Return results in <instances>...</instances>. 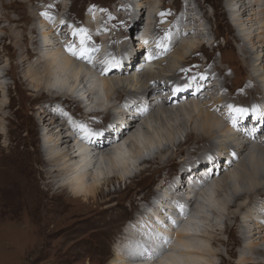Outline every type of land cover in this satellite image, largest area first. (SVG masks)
<instances>
[{"label": "bare ground", "instance_id": "bare-ground-1", "mask_svg": "<svg viewBox=\"0 0 264 264\" xmlns=\"http://www.w3.org/2000/svg\"><path fill=\"white\" fill-rule=\"evenodd\" d=\"M10 1L11 3H9L17 8L10 7L12 8L10 15L3 20L0 19V29H4L0 35V65L2 64V57L9 59L8 68L3 66L0 75V118L10 120L12 116H22V118L24 116L27 120V127L17 125L18 130L14 135L19 137L21 129H25L26 133L33 131L34 134L39 132L41 134L44 127L45 137L40 138L42 151H39L36 148L29 149L30 141H35V139H29L25 135L20 141L25 150L24 154L21 155L25 166L17 167L15 164L9 163L3 171L0 177V195L8 193L15 196L12 197L10 202L3 200L0 196V220H6L13 227L18 228L20 217L28 216V212L35 213L40 208L44 209L48 220L55 217L63 219L64 215L70 218L84 214L89 215L93 211H95L94 214L101 217L113 209L117 210L120 205L101 207L103 201L106 204L109 201V199L107 201L106 199L112 196L109 192L103 194V187H108L114 182L128 183L129 185L135 180L141 181L145 171H151L153 174L158 175L179 157L183 159L178 167L180 170L185 169L180 174V184L177 181L168 185V187L167 184H164L160 187L162 196H158V198H155L156 200L150 198V201L141 204V208L139 207L141 213L135 215L134 222L128 223L132 235L135 234L136 229H139L136 225L139 226L141 222L147 223L149 228H155L153 222L154 220L157 222L158 219H154L155 216H150V213L155 214L158 212L160 228H156V231L167 237L172 244L167 249L166 255L158 261H148L141 256L132 255L133 242L141 240L142 237L138 235L139 231H137V237L134 238L130 234L126 236L122 232L123 241L114 248L115 255L111 261L112 264H169V262L170 264H198L201 259H204L205 264H212L213 262L211 263L208 259L212 260L215 257L222 260L221 264H264V194H261L260 199L253 200L251 204L253 197L264 191V184H260L261 179H264V165L257 162L255 152L258 148H261L260 146H263L262 150L264 151V72L262 74L263 86L257 80L248 78L243 86L237 88L233 93V96L237 95L229 97L233 102H241L245 98L248 99V97L255 100H252L246 106H241L249 109V114L238 120L237 126L234 128L227 109L230 100L225 97L229 95L228 89H226L229 79L227 70L219 63L211 68L208 67V69L206 67L201 72L198 71L202 67L199 69L191 68L193 64L189 66L190 68L186 67L199 61L194 56L197 51H200L204 46L209 47L211 45L209 41L205 40L206 37L204 39L203 32L199 33L200 30L195 29L200 25L196 20L197 18L194 17L193 7H189L191 6L189 0H182V8L172 21L168 22L166 20V23H168L164 25V28L159 27L156 29L157 35L149 33L148 29H144L143 26L139 30L140 34L136 35L138 32L136 25L141 13L149 7L150 10L154 11L153 7L156 0L155 2L153 0H125L124 3L120 1V4H118L122 10L120 15L103 13L100 14L103 17L101 21H97V16L91 18L92 14L89 15L86 18L87 27L83 26L81 29L86 30L93 41L91 43L96 44V47L91 44H88V46L92 49H98V51L91 53L93 64L76 60L65 51L67 43L73 40L77 44L79 43L78 37L70 35L72 29L69 30L65 24H68V22L61 23L59 20L49 22L48 19H43L44 17L40 18V23L36 24V28H30L29 32L30 35L33 33L36 35L29 40L31 51H36L34 62L30 64V61H28L29 65H26L25 60L21 61L19 59L18 61V58L23 55L22 50L20 51L19 48H22L21 43L23 44L26 41V36L24 33L25 28L17 24L21 20H24L25 23L26 21L32 22L33 12L31 14L28 8H24L25 13L19 10V7L27 6L26 4L31 0ZM246 2L247 0H227V3L239 6L238 15L236 14L234 22L237 27L243 26L240 32H244L245 29H247L245 31L247 35H250L251 31L254 32L250 35L253 36V39H249L251 40L250 47L246 50L240 49L241 54L243 51H248V53L249 50L250 52L253 51L256 46L255 51H258L261 58H259L260 63L258 65H261L264 61V11L256 12L258 4L254 2L253 5L248 6ZM62 4L58 3L55 6L63 9ZM42 7H44V4ZM160 11H163V9ZM130 15H133V17ZM53 18H56V16ZM148 18L146 24L150 22L151 17ZM164 18L171 20L169 15ZM124 25L130 27L127 30L130 36L134 32L136 35L134 38L137 41H139L138 36L140 37V45L134 50H126L123 47L122 40L127 42L125 46L133 40L132 37H130L132 40L128 39V36L127 39H123V35L126 33ZM33 26H35L34 21ZM16 29L19 30V35H16ZM167 30L173 32L183 31V33L178 42L170 45V53L168 51L151 63L147 62L145 56L148 50L156 51L153 41L158 38V35H163ZM90 33L96 34L93 37L94 39ZM52 34H54L55 39L52 38ZM40 36L42 40H40ZM201 37L203 38L201 39ZM145 39L149 40L147 46L143 45ZM203 39L204 41H202ZM5 40L8 41L7 44ZM60 42H62V45H60ZM58 44L60 47H58ZM39 45H41L42 51H40ZM109 45L113 47L115 58H117V52H121L120 50L123 49L124 55L122 57L124 56V58L119 59L118 56L117 59L121 60L120 69L113 70L108 77H104L99 75L97 67L100 66L103 60L108 58L105 53H109ZM130 47L133 49V44ZM244 48H246L245 45ZM13 49L18 52H13ZM245 59L247 65L253 66L249 62V56H246ZM139 60L142 61L139 62ZM20 67L22 70V67H24L28 72L19 73ZM38 68L40 69L37 71ZM228 68L231 69L230 66ZM260 68L264 70V65ZM143 69L145 70L143 71ZM252 69L254 70V68ZM185 70H189V72L191 71L196 75L190 78L183 77L186 73ZM201 75L205 76L206 79L203 81L197 79L193 82V77L198 78ZM215 76L222 78V80H219L220 84ZM7 77L13 80V83L11 82L15 91L13 95L10 84L1 83V80ZM186 82H192L193 89L175 97L171 96L170 88L172 86H183ZM195 83L200 84V90L196 91L195 95H190L191 92L195 91ZM77 88L84 90L74 94ZM83 91L85 94L82 96ZM97 94L100 97H97L94 101ZM74 95H79V99L86 98L89 101L88 106L84 105L88 110L87 113H83L78 106L82 112V114L78 113V115H81L79 118H75L68 113L70 106L69 109H66L67 105H65V108L64 106L61 107V111L56 104L50 108H48L49 106L34 107L42 99H52L54 101L58 99L68 101L74 105L77 101ZM4 98H7L6 103ZM195 100L197 101L195 102ZM112 101L114 104L110 105ZM104 102L108 103L105 105ZM183 103L188 104L183 106ZM253 107L259 109L255 114L251 111ZM143 108H147V112L140 115ZM113 110H116L114 115L111 114ZM209 111L214 115L226 116L229 126L226 129L224 127L221 131L222 122ZM107 115H110V118L101 127L99 121L108 117ZM179 116H182V118ZM147 120H153L155 125L152 128L146 127ZM126 121H129V123L127 124ZM79 124H84L93 131H103L105 137L108 138L100 137L95 143H85L80 139V133L74 130L75 125ZM2 126L0 127V139L9 140L12 129L10 127L5 128V126L4 129ZM113 129L115 131H112ZM142 129L146 131L144 135L140 133ZM186 129H189V132L182 140V132ZM110 131H112V135L108 136ZM141 137H143V140H140ZM192 137H196L193 139L197 141H191L196 142L195 144H199L204 139L206 142H210L211 145L208 144L207 149H202L204 151L196 147L197 149L193 153L190 151L189 146L184 148ZM217 140L219 141L217 142ZM122 142L123 145H117ZM223 144H226V147H223ZM116 145L117 148L115 149ZM128 146L130 152L126 148ZM249 146L252 148L251 150H249ZM92 153H97V155L91 157ZM110 153H112V156L108 155ZM233 153H235V156H233ZM43 154L45 158H43ZM192 155L193 157L190 158ZM100 159L101 162L97 167L96 163ZM131 159L137 161V168L132 169L130 167L129 160ZM91 161L93 163L90 164ZM259 161L264 162L263 159ZM104 162H106V165ZM155 164H158L156 166L159 167L153 171L152 166ZM146 165H149L147 169L145 168ZM27 168L30 175H32V180L35 182L32 186V192L27 189L24 176V179L21 176L22 170ZM236 169H240L242 176L233 184L232 181L237 178L235 175ZM207 170L210 173L208 176L205 174ZM218 180L224 183L223 186L227 187L233 197L230 200L227 198L222 199L223 195L220 201L218 200L220 210L217 212L215 210L214 212L210 211L212 219L210 218L211 221H209L205 214H202L204 207L201 206V200L202 198L203 201L206 199L207 203L212 201L214 195H211L210 191L204 192V189L210 182L213 183ZM166 187L167 189H165ZM202 194L203 197L201 198ZM156 195L157 193L154 196ZM225 196L229 197L226 194ZM45 202L48 203L47 207L44 205ZM9 203L13 207L7 208L6 205ZM179 205L184 206L183 215L180 214ZM252 206H255L253 210ZM68 207L72 209L71 213L67 212ZM142 208L150 209L147 213L149 216L142 212ZM167 213L170 217L167 216ZM198 214L201 217L200 220L206 226L201 230L200 228H192V220L188 219L189 216H198ZM171 217L172 220L178 222L172 230L167 229V226L172 227ZM242 217L244 220L248 218L249 221L242 222ZM220 219H222V228L218 224H211L213 221L217 222ZM200 220L198 221L200 222ZM183 221H186V224L182 226ZM240 222L243 223L242 229L245 228L246 222H249L246 228L247 233H245L248 237H251L250 240L246 235H243L244 231H240ZM134 226L137 228L135 229ZM194 229L195 234H192L191 232ZM197 230L200 234L196 233ZM24 231L33 232L38 231V229L37 227L32 229L30 226H25ZM174 231L177 232L174 233ZM129 236L133 239L127 240L131 238ZM224 236H226L225 240L223 239ZM204 239L210 247L204 245ZM219 246L224 248L225 255L227 254L230 258L217 250ZM196 256L201 258L199 259ZM253 256L254 260L257 259L258 262H254Z\"/></svg>", "mask_w": 264, "mask_h": 264}, {"label": "rangeland", "instance_id": "rangeland-1", "mask_svg": "<svg viewBox=\"0 0 264 264\" xmlns=\"http://www.w3.org/2000/svg\"><path fill=\"white\" fill-rule=\"evenodd\" d=\"M79 1L78 0H58V1L57 0H55V1L54 0H41L38 2L36 0H31L30 2H28L29 4L28 3L26 4L27 6H25L23 8L19 7L20 8L19 10L22 13H25L24 12L25 9L28 8L30 10L31 14H32V12L34 14H33L32 22L26 21V23H25L24 20H21L17 24L18 26H23L25 28L24 33L26 36V39H25L26 41L23 44L21 43L22 48H19L20 51L22 50L21 52L23 55L21 58H18V61H19V59L21 61L25 60L24 62L27 63L26 65H29V63L32 64L34 62V53H36V51H31V49H30L31 46H30L29 40L34 38V36H36V35L34 33L30 35L29 32H30V28H32V27L36 28V24H38V22L40 21V18L44 17L41 15V13H45V12L49 13V16L52 18V21L47 20L49 22H53L54 20H59L60 22H63V23L68 22V24L67 23H65V24L67 25L69 30H71L73 28L74 29H81L83 26L87 27V24H86L87 19L86 18H88V16L91 14H92L91 18L93 16H95V17L97 16V21L98 20L101 21L103 19V17L100 16V14H103V13H108L110 15L111 14H117V15L119 14L120 15V12L122 10L120 9L121 6L118 4H120L119 3L120 1H122L123 3L125 2V0H117V1L116 0H79ZM153 1L155 2V0H153ZM183 1L182 0H164V1L163 0H156L157 5L155 2V5L153 7L154 11L150 10V7H149V9L145 10V12L141 13V16L139 17L137 25H136V28L138 27V32L136 35H138L139 30H140V28H142V26L145 27L144 29L147 28L149 33H151L153 35H157L156 29H158L159 27L164 28V25H166L168 22L173 20L174 16L177 14V12L180 10V8H182V5H183L182 2ZM189 1H190V5H191L189 7H191V8L193 7L192 11L194 13V17L197 18L196 20H198V24L200 25V27H197L198 29L197 28H195V29L200 30V31H198L199 33L203 32L202 35L204 34L203 35L204 39L206 37L205 40L209 41L211 45H209V47L204 46L200 49V51H197L194 56L199 61L193 62L186 67L190 68L189 66H191L193 64L191 66V68L199 69L202 67L198 71V72H201V71L205 70L204 68L207 67L206 69H208V67L211 68L215 64L218 65V63H219L220 66H222L223 68H225L227 70V74L229 76L228 84L226 87V89H228L229 95L225 96V97H227L230 100V102H229L230 105L233 104L232 105L233 107L239 105L241 107L242 105L246 106V105L250 104L252 100L255 101L254 99H251V97H248V99L245 98L241 102L240 101L239 102L238 101L233 102L230 99L233 96V93L235 92V90L237 88L242 87L248 78L257 80L261 86H263V81H264V80L262 81V74H263L264 70L262 68H260L262 65H264V61L261 65H258L260 63L259 60L261 58L258 55V51H255L256 46L253 48V51L250 52V50H249V53H248V51H245V52L243 51L241 54L240 49L246 50V49H248V47H250L251 40H249V39H251L253 37L250 35L254 34V32L251 31L249 33L250 35H247V33L245 32L247 29H245L244 32H240L241 31L240 29H242L243 26H239L240 27L239 28L235 25L234 21L236 18V14L238 15L237 11L239 10V6H236V5L234 6L233 4L227 3V0H189ZM9 2L11 3L10 0H8V1L7 0H0V19H2V20L5 19L6 16L10 15V12H12V8H10V7L17 8L16 6H12ZM254 2H256L258 4V6H257L258 8H256V12L264 11V0H247L246 3L248 6H250V5H253ZM39 3H40V5H39ZM58 3H61V4L63 3L62 4L63 9H60L57 6H55ZM43 4H44V7H42ZM47 4H48V6H47ZM49 5H51V8L49 7ZM63 5H65V6H63ZM99 9H100V11H99ZM161 9H163V11H160ZM35 10H36V12H34ZM71 10H73V11L71 12ZM2 12H4V13H2ZM74 12L75 13L78 12V13L75 14ZM161 12L170 13L169 17L171 20L164 18V20H163L164 22L161 23L160 21L162 18L160 16H158L159 13H161ZM60 13H61V15H60ZM206 13H208V14H206ZM52 16L53 17L56 16V18H53ZM59 16L60 17L62 16V17L60 18ZM130 16L133 17V15H130ZM148 17H151L150 22L148 21L149 24H146L147 20H149ZM258 17H260V15H258ZM36 19L37 20L39 19V20L37 21ZM43 19H45V17ZM129 20H131V19L129 18ZM166 20L168 21L167 23H166ZM33 21H34L35 26H33ZM69 26H71V27H69ZM244 26H245V24H244ZM123 27L126 28L125 29L126 33L123 35V39H127V36L129 37L128 39H131L130 37H132V39H133V40L131 39L132 41H130L127 46H125V44L127 42L122 40V43L124 44L123 45L124 49L126 48V50H130L131 49L130 46H132V44L134 46L132 48L139 47L140 42L134 38V36H136L135 33L133 32V34L130 36V34L127 31L130 27L126 26V25H124ZM102 30H103V28H102ZM3 31H4V29L3 30L0 29V35L2 34ZM15 33H16V35L17 34L19 35V30L16 29ZM182 33H183V31L181 32V34ZM90 35L93 38L96 34L90 33ZM159 37H160V35H158V38ZM52 38L55 39L54 34H52ZM138 38H139V36H138ZM202 38L203 37H201V39ZM204 39L202 41H204ZM40 40H42L41 36H40ZM133 41H134V43H133ZM91 42H93L92 39H90V43H88V44L94 45L96 47V44H93ZM5 43L7 44L8 41L5 40ZM41 43H42V41H41ZM242 44H244L246 48H244V45L242 46ZM60 45H62V42H60ZM39 47H40V51H42L41 45H39ZM58 47H60L59 44H58ZM109 47H110V50L108 49ZM108 48L107 49H108L109 53L108 52L105 53V54H107L106 57H108V58L114 57L112 45H109ZM126 50H125V52H126ZM110 51H112L113 53H111ZM120 51L121 52H117V55H116L117 58L119 56V59L124 58V56L122 57V55H124V53H123L124 50L122 49ZM170 51H169V53H170ZM13 52H18V51L16 49H13ZM29 52H30V54H29ZM4 54L5 53L3 52V55ZM246 56L247 57L249 56V58H250L249 62L252 63L253 66L247 65V63H246L247 60L245 59ZM30 57H32V58H30ZM213 57L216 59H214ZM2 58H3V60H2V64L0 65V75L2 74V67L3 66L8 68V60H9L7 57H2ZM159 60H161V58H159ZM28 61H30V62L28 63ZM140 61H142V60H139V62ZM16 62H17V59H16ZM139 62L137 61V64ZM202 63H204V64H202ZM155 64L156 63H154V65ZM155 66H157V65H155ZM229 66L231 67V69L232 68L233 69L232 70L229 69L228 68ZM22 68H23V70L20 67L19 73L21 72V74L22 73L24 74L25 72H28L26 69H24V67H22ZM234 68H235V70H234ZM252 68H254V70ZM39 69L40 68H38L37 71ZM144 70L145 69H143V71ZM250 71H251V73H249ZM252 71H254V73H252ZM185 72L186 73H184L183 77L185 76L187 78H190V77L196 75L194 73H191V71L189 72V70H185ZM248 75L251 77H249ZM21 76H24V75H21ZM215 78L217 79L218 83L220 84L219 80H222V78L220 76H218V77L215 76ZM11 82L13 83V80L10 79L9 77L1 80L2 84L3 83L10 84V86L12 88L11 93L13 95V94H15V91H14V85ZM205 85H207V84H205ZM82 90H84V89L77 88L75 90L74 94H76L77 92H81ZM236 95H234V96H236ZM257 97H259V96H257ZM72 99L74 100V98H72ZM50 100L49 99H47V100L42 99L41 100L42 102L38 101L37 103H40V104L38 105L36 103V105H34V107L35 108H42V107H48L49 106L48 108H50L56 104V105H58V108L60 109L61 107L63 108V106L65 108V105H67L68 108L66 107V109H69V106H70V110H68V113H70V115L72 114L71 116H73L75 118H79L81 115H78V113L82 114L78 105L76 106V102L74 105H72V103H70L68 101H61L58 99L55 101L52 99H50ZM196 101L197 100H195V102ZM4 102L5 103L7 102V98L6 99L4 98ZM60 103H62V104H60ZM107 103H105V105ZM112 103H113V101L111 102L110 105H112ZM185 103H183V106H187L188 103L187 104H185ZM227 109H228V106H227ZM60 111H61V109H60ZM209 112L212 113L211 111H209ZM212 115L215 116V118H218L222 122L221 126H220L221 131H223L224 127L226 129V127L229 126V121H228V119L226 120V118H225L226 116L220 115L221 116L220 117L216 114L214 115V113H212ZM14 117L15 116H12L10 118V120L0 118V125L1 126L3 125L2 126L3 128L5 126V128L10 127L12 129V131L10 133L11 138L9 140L6 139L7 140L6 141L3 139H0V177L3 174V171L6 169L7 164H9V163H13L17 167L18 166L19 167L25 166V162L22 161V159H21V155L24 154L25 150L21 146V143H20L21 139L24 138L25 135L29 139H33V140L35 139V141H30L31 143L28 146L30 150H33L36 148L37 150L42 151L40 138L42 136L45 137L44 136L45 128L44 127L42 128L43 132L41 131V134H40V132L38 134H34L33 131L31 133L30 132L26 133L25 129H21L20 136L19 137L15 136L14 134L18 130L17 125H22V127H27V123H26L27 120L24 116H23V118H22V116H17L15 118ZM179 117L182 118V116H179ZM105 118H103V120L99 121L101 127L103 126V124L105 122H107L109 120L110 115L108 117H105ZM152 121L153 120H149L146 124V127L152 128L155 125L154 121L153 122ZM126 122H127V124L129 123V121H126ZM123 123H124V121H123ZM23 125H25V126H23ZM188 132H189V129H186L184 132H182V138H181L182 140L184 139V137L186 136V134ZM230 132H232V131L230 130ZM140 133H143L142 135H144V133H146V131L142 129V132H140ZM232 134H233V132H232ZM229 136H231V134H229ZM193 138H196V137H192L191 139H189V142L197 141V140H194ZM140 140H143V137H141ZM218 141L219 140H217V142ZM189 142H187V144L184 146V148H187V146H189L190 151L193 153L197 148L201 149V150L204 148L207 149L208 144L211 145L210 142H206V140H204V139L201 142H199V144H195L196 142H191L189 144ZM26 144H28V143H26ZM223 145H224L223 147H226V144H223ZM260 147L261 148H258L255 151L256 152V160H258L257 162L259 164L264 165L263 161H259L262 159L264 160V151L262 150L263 146H260ZM126 148H127L128 152H130L129 146ZM251 149L252 148L249 146V150H251ZM258 150H260V151H258ZM202 151H204V150H202ZM110 154H112V153H110ZM110 154H108V155H110ZM43 156H44V154H43ZM127 157H128V155H127ZM192 157H193V155L190 156V158H192ZM43 158H45V156ZM105 159H107V157H105ZM182 159L183 158L178 157L173 164H171L168 168H165V170H163V172L158 174V175L153 174V172H151V171H145L143 173V180H141V181L135 180L132 183H130L131 185L130 184L128 185V183L124 184V183L114 182L113 184L109 185L108 187H105V188L103 187L102 193L107 194L109 192L112 194V196H111V198L106 199V201L109 199V201H107L106 204H104V201L101 200V201H103V203L101 204L102 205L101 207L112 206V205L114 206L115 204H120V205H119V208L117 210L113 209L112 211L105 213V215H102L101 217H100V215L94 214L95 211H93V213H90L89 215L84 214V215H79V216H75V217H71V218L66 217L67 215H64L63 219H59V218L55 217L54 219L48 220L47 215H45L46 213H45L44 209L40 208L35 213H29L28 212V216L22 217V218L20 217L18 219V222H19V225L17 226L18 228L13 227V225H11V223H9L6 220H0V264H112L111 261H112V259H114V255H115V249L114 248L119 243H122V241H123L122 232L126 236H128L127 234H130L134 238V237H137L136 236L137 231H140V229H141L140 227H139V229H136L138 227V224H137L136 225L137 227L134 226V228L137 231H134L135 234L132 235L130 230H129V227H128V223L134 222L135 215L137 213H141V211H140L141 204L148 202V200L150 201V198L156 200L155 198H158V196H162L161 195L162 190L160 187H162L164 184H167V187H168V185H170L172 183H176L175 181H177L180 184V174H182V172L185 170V169L180 170V168L178 167V165L182 162ZM207 160H206V162H207ZM242 160H243V158H242ZM104 163L106 165V162H104ZM129 163L131 164L130 167L132 169L134 167L137 168V166H136L137 161H132V159H131V160H129ZM222 164H223V162H222ZM156 165H158V164H155L152 166L153 171L158 169L159 166H156ZM148 166L149 165H146L145 168L147 169ZM25 170H27V171H25ZM25 170H22V172H24V171L25 172L24 173L21 172V176H22V178L24 176L25 179L24 178L23 179L25 180V183L27 184V189L30 192H32V186L34 185L35 182L32 180V175H30L28 168ZM235 175L237 176V178L236 179L234 178V181H232L233 184L238 180V178L240 176H242L240 169H236ZM214 177H216V175H214ZM263 180L264 179H261L260 184H264ZM212 184L213 185L209 190L211 195H214L212 197V201L208 202L209 203L208 204L206 202V199H204L205 200L204 204H203L204 206L201 205L202 207H204V210H202V214L203 215L205 214V216L209 219V221H211V219H212V217L210 215V213H211L210 211L214 212V210H215V212H217L218 210H220L218 208L219 207L218 204H219L220 199L223 197V195H224V197L222 199L227 198L228 200H230L233 197L232 193L227 189V187L223 186L224 183L222 181L218 180L217 182H213ZM167 187L165 189H167ZM114 191L116 193H113ZM156 193H157V195L154 196ZM225 194L228 195L229 197L225 196ZM261 194H264V191H261L259 194L255 195L256 197L255 196L253 197V199L251 200V204H252L253 200H256L257 198L260 199ZM218 195H222V196H218ZM0 196L3 198V200L10 202L12 197L15 195H10L7 193V194H1ZM202 197H203V194H202L201 198ZM218 197H220V198H218ZM202 200H203V198H202ZM99 201H100V198H99ZM44 205L47 207L48 203L45 202ZM213 205H215L216 207H213ZM6 207L10 208L13 206H12V204L9 203L8 205H6ZM254 208H255V206H252V210ZM149 210L150 209H148V210L143 209L142 212L145 215L149 216L147 214V213H149ZM67 212L71 213L72 209L68 207ZM197 213H198V211H197ZM200 213H201V211H200ZM169 214H170V212H169ZM90 215H92V216H90ZM151 215L155 216V218L153 217L154 219H158L157 222L159 221V218H158L159 213L158 212L155 214L150 213V216ZM167 216L170 217V215H168V213H167ZM198 216H199V214H198ZM200 218L201 217H199V220H200ZM171 221H172V217H171ZM243 221H249V219L246 218L244 220V218L242 217V222ZM242 222H240V224H239V227H241L240 231L241 230L244 231L243 235H246L248 237V235L246 234L247 233L246 228L248 227L249 222H246L247 226L244 225L245 230L242 229V227H243ZM153 223H154L153 227L155 226V229L160 228L159 224H157L155 222V220ZM199 223H198L197 228H200V230L203 228H206L205 223L202 220H200ZM214 223L218 224V226L221 227L222 226L221 225L222 219L218 220L217 222L213 221L211 224H214ZM25 226L26 227L30 226L32 229L37 227L38 231L26 232V231H24ZM12 228H14V229H12ZM23 228H24V230H23ZM167 229L172 230L173 227L167 226ZM198 231L199 230H197L196 233L200 234V232H198ZM128 232H130V233H128ZM176 232L177 231H174V233H176ZM131 236H129V237H131ZM241 236H242V234H241ZM133 238L131 237L130 239H127V240H132ZM248 238H249L248 240H250L251 237H248ZM223 239L225 240L226 236H224ZM247 241H245V242H247ZM203 242H204L205 246L210 247L208 245V242L205 239L203 240ZM171 245H170V247H171ZM170 247H168L167 249H169ZM217 250H219V252H221V253H224V248L221 246H219L217 248ZM224 255H225V253H224ZM225 256H227V258H230L227 254ZM197 258L200 259L201 257L198 256ZM252 259L254 260V256L252 257ZM208 260L211 263L213 262L212 264H221V262H222V260L218 257L212 258V260H210V258H209ZM231 260H233V259H231ZM198 262H199L198 264H200V263L205 264L204 259L203 260L201 259ZM254 262L255 263L258 262L257 259H255Z\"/></svg>", "mask_w": 264, "mask_h": 264}, {"label": "snow or ice", "instance_id": "snow-or-ice-1", "mask_svg": "<svg viewBox=\"0 0 264 264\" xmlns=\"http://www.w3.org/2000/svg\"><path fill=\"white\" fill-rule=\"evenodd\" d=\"M49 7H51V5H49ZM41 15L48 20L52 19L46 12L41 13ZM159 15L162 18L161 23H163L164 22L163 18L166 15H170V13L161 12ZM70 35L72 37H78L79 43L77 44L74 40L67 43L65 45V51L76 60L85 61L89 64H93V57L91 53L93 51H98V49H92L88 47V43L91 38L90 36H88L86 30L73 28ZM181 36L182 34L179 31L176 32H173L171 30L165 31L162 36H160L159 38L153 41V43L155 44L156 51L153 52L152 49H149L147 55L145 56L146 61L151 63L154 59H157L159 56L166 54L170 50V45L178 42ZM148 44H149V40L145 39L143 41V45L147 46ZM130 50H134V48ZM120 67H121V60L115 57H111L103 60L100 63V66L97 67V72L101 76L108 77L109 74L113 72V70H118L120 69ZM197 79L199 81H203L206 79V77L203 75L199 76L198 78L193 77V82L197 81ZM191 89H193V83L186 82L183 86L181 85L172 86L170 88V94L171 96L175 97L178 94L184 93ZM199 90H200V84L195 83V91L198 92ZM228 111L232 121V126L234 128L237 126L238 120L243 119L245 116L249 114V109L243 107H233L232 105H228ZM251 111L253 114H255L259 111V109L253 107ZM146 112H147V108H143L141 109L140 115H144ZM74 130L80 133L81 140L89 144L95 143L97 140H99L100 137H105V133L103 131H93L84 124L75 125ZM112 131H115V129H113ZM112 131L108 133V136L112 135ZM233 156H235V153H233ZM213 207L216 206L213 205ZM179 208L181 210V214L183 215L184 206L179 205ZM184 218L187 219L186 216H184ZM156 223L159 224V222ZM177 224L178 222L176 220L171 221V225L173 228H175ZM138 227L141 228V230L138 232V235L141 236L142 239L133 242V250L131 254L136 256H141L145 260H152V261L161 260L166 255L167 248L170 247L171 241L167 237L162 236L158 231H156L155 228H149L148 224L145 222H141V224Z\"/></svg>", "mask_w": 264, "mask_h": 264}, {"label": "clouds", "instance_id": "clouds-1", "mask_svg": "<svg viewBox=\"0 0 264 264\" xmlns=\"http://www.w3.org/2000/svg\"><path fill=\"white\" fill-rule=\"evenodd\" d=\"M204 202V201H203ZM201 205H202V203H201Z\"/></svg>", "mask_w": 264, "mask_h": 264}]
</instances>
